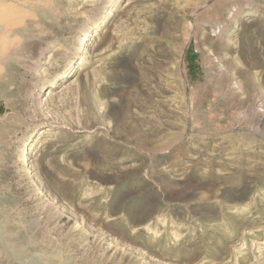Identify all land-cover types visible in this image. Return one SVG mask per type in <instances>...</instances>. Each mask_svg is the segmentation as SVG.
<instances>
[{"label":"rangeland","instance_id":"obj_1","mask_svg":"<svg viewBox=\"0 0 264 264\" xmlns=\"http://www.w3.org/2000/svg\"><path fill=\"white\" fill-rule=\"evenodd\" d=\"M0 264H264V0H0Z\"/></svg>","mask_w":264,"mask_h":264},{"label":"bare ground","instance_id":"obj_2","mask_svg":"<svg viewBox=\"0 0 264 264\" xmlns=\"http://www.w3.org/2000/svg\"><path fill=\"white\" fill-rule=\"evenodd\" d=\"M49 93L51 94L52 92H48V94H49Z\"/></svg>","mask_w":264,"mask_h":264}]
</instances>
